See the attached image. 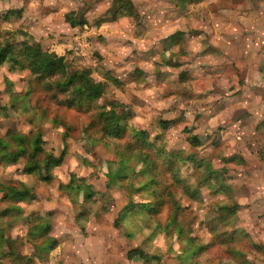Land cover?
I'll use <instances>...</instances> for the list:
<instances>
[{"label":"clouds","instance_id":"obj_1","mask_svg":"<svg viewBox=\"0 0 264 264\" xmlns=\"http://www.w3.org/2000/svg\"><path fill=\"white\" fill-rule=\"evenodd\" d=\"M0 264H264V0H0Z\"/></svg>","mask_w":264,"mask_h":264}]
</instances>
